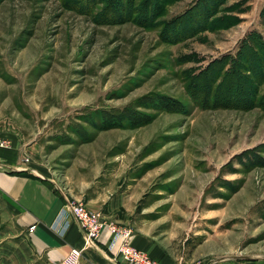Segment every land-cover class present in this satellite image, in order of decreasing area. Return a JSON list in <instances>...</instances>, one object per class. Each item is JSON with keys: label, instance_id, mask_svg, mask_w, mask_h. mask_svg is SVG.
Returning a JSON list of instances; mask_svg holds the SVG:
<instances>
[{"label": "rangeland", "instance_id": "rangeland-1", "mask_svg": "<svg viewBox=\"0 0 264 264\" xmlns=\"http://www.w3.org/2000/svg\"><path fill=\"white\" fill-rule=\"evenodd\" d=\"M15 145L105 221L264 264V0H0Z\"/></svg>", "mask_w": 264, "mask_h": 264}, {"label": "crops", "instance_id": "crops-1", "mask_svg": "<svg viewBox=\"0 0 264 264\" xmlns=\"http://www.w3.org/2000/svg\"><path fill=\"white\" fill-rule=\"evenodd\" d=\"M25 154L18 145L0 147V264H62L72 248L83 250L81 264H130L119 255L120 236L105 228L95 245L85 247L77 220L63 211L67 201H84L91 209H103L105 202L100 205L85 185H53ZM128 243L160 264H197L194 256L186 258L169 241L141 230L132 231Z\"/></svg>", "mask_w": 264, "mask_h": 264}, {"label": "built area", "instance_id": "built-area-1", "mask_svg": "<svg viewBox=\"0 0 264 264\" xmlns=\"http://www.w3.org/2000/svg\"><path fill=\"white\" fill-rule=\"evenodd\" d=\"M70 212L83 231V239L85 247L95 245L101 231L107 229L114 235H118L122 239V244L119 247V255L121 258L130 264H160L150 258L145 252L133 248L128 241L132 236L130 229L121 228L112 221L102 220L99 212L89 210L83 204L66 202L64 210ZM83 258V250L72 248L69 254L62 261V264H81Z\"/></svg>", "mask_w": 264, "mask_h": 264}, {"label": "trees", "instance_id": "trees-1", "mask_svg": "<svg viewBox=\"0 0 264 264\" xmlns=\"http://www.w3.org/2000/svg\"><path fill=\"white\" fill-rule=\"evenodd\" d=\"M139 209H140V207H139Z\"/></svg>", "mask_w": 264, "mask_h": 264}]
</instances>
